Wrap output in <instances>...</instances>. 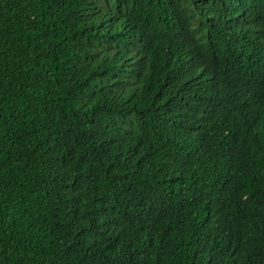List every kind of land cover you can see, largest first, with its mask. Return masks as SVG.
Masks as SVG:
<instances>
[{"label": "trees", "instance_id": "trees-1", "mask_svg": "<svg viewBox=\"0 0 264 264\" xmlns=\"http://www.w3.org/2000/svg\"><path fill=\"white\" fill-rule=\"evenodd\" d=\"M0 264H264V0H0Z\"/></svg>", "mask_w": 264, "mask_h": 264}]
</instances>
